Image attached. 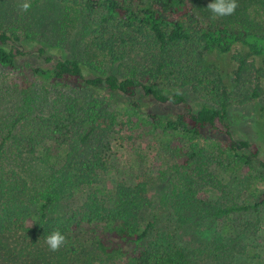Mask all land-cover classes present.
<instances>
[{"label":"trees","instance_id":"16d2710c","mask_svg":"<svg viewBox=\"0 0 264 264\" xmlns=\"http://www.w3.org/2000/svg\"><path fill=\"white\" fill-rule=\"evenodd\" d=\"M53 1L61 31L78 38L81 52L39 49L46 65L32 73L40 88L24 90L14 116L0 123V264L76 256L83 230L91 250L82 264L259 260L243 240L264 244V159L256 144L229 137L227 121L233 105L264 95V0H236L234 14L217 19L200 0ZM18 42L0 31V67L17 88L27 81ZM106 96L125 102L111 107ZM145 137L169 144L175 161L160 200L171 212L164 223L146 179L102 188L113 172L112 146ZM32 158L47 173L42 185L25 176ZM243 167L253 173L235 194L229 173ZM195 219L218 223L206 245L198 237V246L183 242L180 230ZM55 230L66 243L50 251L45 237Z\"/></svg>","mask_w":264,"mask_h":264},{"label":"rangeland","instance_id":"374dc122","mask_svg":"<svg viewBox=\"0 0 264 264\" xmlns=\"http://www.w3.org/2000/svg\"><path fill=\"white\" fill-rule=\"evenodd\" d=\"M200 1L206 6L212 2V0ZM23 2L30 4L27 11L21 9ZM61 10L59 4L53 0H0V31L6 32L11 38L19 39L20 42L16 44V49L21 51V55L17 57L16 62L21 69L20 72L24 73L21 78L27 80L21 81L20 79L18 88L14 87L10 81L6 80L9 70L0 67V123L5 118L10 119L14 116L20 100L24 98V90H27L30 85L32 86L31 90L40 88V81L32 73L34 68L46 65L43 58H40L39 49L43 48L47 55L52 54L55 57H78L80 54L78 38H75L73 34L66 37L68 35L64 34L58 25V22H61ZM13 43L12 40L9 41V44ZM106 70L112 71L109 67H106ZM181 93L189 101L194 100L190 91L184 90ZM124 102L125 100L119 96H106V105L109 104L108 106L121 107ZM260 108H264V95L258 102L233 105L227 124L229 137L235 140H248L250 143L256 144L261 153L259 159L263 160L264 111L260 113ZM129 134L127 133V135ZM155 140L156 138L145 137L142 141H135L131 146L118 147L114 144L111 157L113 172L104 179L102 188L109 192L110 188L119 180L132 183L137 177L146 179L153 200V213L160 217L161 222L164 223L171 212L167 207L161 206L160 200L167 198L165 190L170 177L168 170L175 161L171 159L169 144ZM228 163L229 161L225 160L224 164ZM23 166L25 167V176L30 184L38 186L45 183L47 173L35 159H26ZM213 169L215 171L222 170L219 166L216 168L215 165ZM243 170L246 173H229L233 184L229 190L234 191L235 194L240 187L243 189L248 186L249 179L246 178L253 173L245 167ZM261 213V228H264V207H262ZM257 218L254 215L245 216L246 220L255 221ZM189 224V226L186 225L188 227L180 230V233L183 235V242L192 246L199 245L201 240L209 241V234L215 233L218 227V223L209 220L195 219ZM196 237L200 238L199 242ZM77 238L81 244L80 252L76 256L58 255L54 259L55 264H82L89 256L88 252L91 250L90 232L83 230L77 234ZM205 242L204 245H206ZM243 243L253 247L259 260L247 261L245 257H237L234 264H264V244L258 245L252 239L243 240ZM206 264L215 263L208 261Z\"/></svg>","mask_w":264,"mask_h":264},{"label":"clouds","instance_id":"9594fccd","mask_svg":"<svg viewBox=\"0 0 264 264\" xmlns=\"http://www.w3.org/2000/svg\"><path fill=\"white\" fill-rule=\"evenodd\" d=\"M238 4L236 0H212L207 5V9L212 13V19L234 14ZM30 8L28 2L21 4V9L27 11ZM66 243V237L59 231L55 230L45 237V244L50 251H58L59 248Z\"/></svg>","mask_w":264,"mask_h":264}]
</instances>
